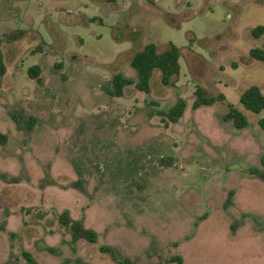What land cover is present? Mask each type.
Segmentation results:
<instances>
[{
	"label": "rangeland",
	"instance_id": "1",
	"mask_svg": "<svg viewBox=\"0 0 264 264\" xmlns=\"http://www.w3.org/2000/svg\"><path fill=\"white\" fill-rule=\"evenodd\" d=\"M259 25L264 0H0V264H264V111L240 103L264 92ZM149 42L179 49L176 81L112 94ZM198 87L225 99L194 108Z\"/></svg>",
	"mask_w": 264,
	"mask_h": 264
},
{
	"label": "trees",
	"instance_id": "2",
	"mask_svg": "<svg viewBox=\"0 0 264 264\" xmlns=\"http://www.w3.org/2000/svg\"><path fill=\"white\" fill-rule=\"evenodd\" d=\"M251 34L255 37H260L264 34V27L262 25L256 26L251 30ZM250 57L255 60L264 62V42L262 46H256L251 48ZM180 51L179 49L170 44L164 50H160L158 45L149 42L144 45L143 48L136 51L131 60V66L137 72V81L125 76L122 73H116L113 77L112 94L121 96L124 94L126 86L134 84L137 89L142 91H150L151 79L155 71H159L161 75V82L164 85H170L174 83L180 73ZM0 70L5 71L4 57L0 54ZM41 68L39 66H33L30 69L31 75L38 74ZM195 100L193 101V107L197 108L204 104H212L216 100H224L225 96L219 94L213 96L208 93L203 87H198L195 92ZM240 103L242 106L252 112L264 111V92L258 85H250L241 91ZM188 103L186 99L180 97L175 104L168 110H163L162 115L168 116L170 120L177 121L182 117L186 111ZM12 116L19 128H27L31 130L37 123V118L34 116H27L23 111H15ZM225 119H233L237 127H244L248 123L246 115L237 107L230 104L224 115ZM259 125L264 129V117L259 120ZM8 141L6 133L0 131V144H5ZM59 221L67 226L71 227L73 236L75 238L85 237L89 241L94 242L96 240V233L84 226L81 221H72L68 213H63L59 217ZM105 252H113L111 247H101ZM26 259L30 264H37L30 253H24Z\"/></svg>",
	"mask_w": 264,
	"mask_h": 264
}]
</instances>
